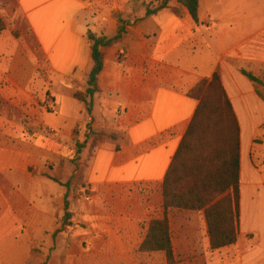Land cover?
<instances>
[{"label": "crops", "instance_id": "crops-1", "mask_svg": "<svg viewBox=\"0 0 264 264\" xmlns=\"http://www.w3.org/2000/svg\"><path fill=\"white\" fill-rule=\"evenodd\" d=\"M15 1L45 63L0 31V264H27L39 238L57 229L65 197L87 226L78 263L168 264L139 246L163 216V179L198 104L187 92L215 72L239 126L238 238L213 251L203 211L171 209L173 264H264L254 261L264 232L240 219L244 188L264 205V99L243 74L259 81L264 66V0H199L197 22L177 0L148 16L144 8L101 47L87 103L73 97L92 67L87 34L114 37L120 16L86 0ZM85 161L89 201L78 175Z\"/></svg>", "mask_w": 264, "mask_h": 264}, {"label": "trees", "instance_id": "trees-1", "mask_svg": "<svg viewBox=\"0 0 264 264\" xmlns=\"http://www.w3.org/2000/svg\"><path fill=\"white\" fill-rule=\"evenodd\" d=\"M177 1L188 10L193 21L197 22L199 0ZM168 2L169 0H162L154 9L146 7L145 15L155 14L159 9L167 7ZM175 13L179 14L176 10ZM126 22L129 21L119 18L120 25L112 38L96 37L88 32L92 67L87 75L86 91L73 92V97L78 101L90 102L96 92L97 76L103 67L101 47L109 46L118 40L124 33L123 24ZM3 29L0 21V31ZM243 74L253 83H259L250 73L243 72ZM187 96L196 99L198 104L163 179L164 213L161 218L150 220L139 246L140 252L164 253L168 264L174 263L167 218V212L171 209L203 211L210 249L213 251L234 244L238 238L239 126L237 119L222 88L218 72H215L209 80L203 79L197 82L187 92ZM96 136L101 138V135ZM116 137L117 135L109 136L110 139ZM71 183L72 180L63 186L68 189ZM64 207L66 220L70 215L66 197Z\"/></svg>", "mask_w": 264, "mask_h": 264}, {"label": "rangeland", "instance_id": "rangeland-1", "mask_svg": "<svg viewBox=\"0 0 264 264\" xmlns=\"http://www.w3.org/2000/svg\"><path fill=\"white\" fill-rule=\"evenodd\" d=\"M91 5L90 9L93 11H102L103 6H109L108 10L112 14L119 15L123 21H130L133 18L144 14V8L154 9L162 0H149L147 2L132 0L131 2H125L124 0H86ZM0 21L4 27V31L9 33L14 41L19 45L20 50H29L35 54L37 63L41 66L45 63V59L40 54L38 46L30 34L27 28L25 19L20 12L17 2L15 0H0ZM259 75V84L257 88L259 93L264 99V66L257 73ZM44 71L43 68L38 69L37 81L43 79ZM83 85L76 84L75 88L81 90ZM62 94L65 93V89L60 87ZM96 140V138H93ZM258 143L263 144V139H258ZM253 157L257 155L256 147L253 148ZM91 153L88 152L87 157ZM85 157V160L88 158ZM84 173H80L79 180L82 181V192L83 198L89 201L93 192H90L89 184L86 180L87 170L89 163L84 162ZM75 182V178L72 179L71 185ZM251 191L255 195L257 189L252 190L248 188L243 189V197L241 201V224L245 228H253L255 231L262 233L264 232V205L262 201L252 199ZM74 189L72 188V195ZM264 197V195H262ZM182 211V210H181ZM69 217L65 220L64 214L62 219L57 220V229L52 232H46L41 237L40 243L33 248L31 258L27 261V264H80L78 256L80 250L86 249V225L83 218L80 215H76L75 212L69 211ZM242 215V218H241ZM64 219V220H63ZM239 220V216H238ZM77 257V258H76ZM157 259V258H156ZM264 259V241L257 247L254 252V261L261 262ZM144 261V260H143ZM145 262V261H144ZM150 261L148 264H150ZM160 264L159 259L155 260V263ZM244 264H248L246 261Z\"/></svg>", "mask_w": 264, "mask_h": 264}, {"label": "built area", "instance_id": "built-area-1", "mask_svg": "<svg viewBox=\"0 0 264 264\" xmlns=\"http://www.w3.org/2000/svg\"><path fill=\"white\" fill-rule=\"evenodd\" d=\"M123 58H124V54L123 53H119V55H118L119 62H122ZM50 108H52L51 104H50Z\"/></svg>", "mask_w": 264, "mask_h": 264}]
</instances>
